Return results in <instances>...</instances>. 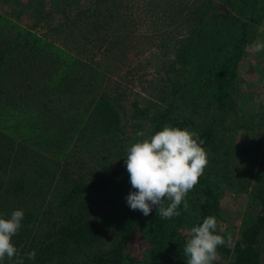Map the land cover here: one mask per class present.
Wrapping results in <instances>:
<instances>
[{
	"label": "trees",
	"instance_id": "obj_1",
	"mask_svg": "<svg viewBox=\"0 0 264 264\" xmlns=\"http://www.w3.org/2000/svg\"><path fill=\"white\" fill-rule=\"evenodd\" d=\"M50 2L55 9L48 7ZM76 2L0 0V218H10L14 210L24 212L22 226L13 237L19 254L0 264H16L21 259L23 264H141L134 239L146 244L149 264H186L178 238L189 219L198 226L204 218L214 216L220 225L217 234L224 236L223 191L210 176V153L217 149V125L228 110L239 66L253 41L250 25L258 20L260 0L247 1L249 9L244 19H234L237 34L225 44V50L220 46L219 53L211 58L212 52L206 47V57L195 58L201 52L185 51L189 62L186 81L177 78L155 117L156 132L165 125L187 129L197 134L207 153L204 173L184 198L187 208L182 203L177 209L179 216L162 219L155 208L144 216L126 204L117 236L98 252H89L101 235L99 219L91 216L89 196L108 177L85 183L70 178L65 167L62 176L67 192L53 208L44 202L46 197L41 202L39 193L33 192L25 162L40 158L64 160L87 127L107 130L119 121L114 104L100 90L103 80L99 69L66 50L55 35L38 30L54 18L55 12L72 10ZM203 5L206 13L198 20L195 34L196 40L208 41L216 34L214 20L223 7L217 0H207ZM28 19L31 24L26 22ZM196 40L192 39L190 45ZM191 193L197 198L191 200ZM168 203L165 200V206ZM263 231L264 213L242 229L233 247L220 246L217 250L231 256L227 264H262L258 243ZM32 251L35 259L27 256Z\"/></svg>",
	"mask_w": 264,
	"mask_h": 264
},
{
	"label": "rangeland",
	"instance_id": "obj_2",
	"mask_svg": "<svg viewBox=\"0 0 264 264\" xmlns=\"http://www.w3.org/2000/svg\"><path fill=\"white\" fill-rule=\"evenodd\" d=\"M247 1L252 0H217L223 10L214 20L216 34L208 41L196 40L195 34L198 20L206 13L203 3L207 0H78L72 10L55 12L54 18L38 29L55 35L66 50L99 69L103 80L100 90L119 115L113 128L84 129L64 160H25L33 192L39 193L41 202L46 197L44 202L53 208L67 192L62 176L65 167L70 178L85 183L108 177L89 196L91 216L101 224V235L89 252L101 251L117 236L129 195L126 149L156 133L155 117L165 98L178 77L182 83L186 81L189 62L185 51L201 52L195 58L206 57V47L212 52L211 58L219 53L220 46L225 50V44L237 34L235 20L244 19L248 12ZM51 2L48 7L55 9ZM26 22L32 23L31 19ZM250 33L253 41L239 66L228 110L218 122V146L209 161L210 176L223 191V232L225 238L231 235L232 247L242 229L264 213V49L257 52L253 47L264 43V0L258 4V20L251 23ZM192 39L196 42L191 46ZM141 131L144 137L137 136ZM38 186L41 190H36ZM191 195V200L197 198ZM193 227L194 221L189 219L180 229V250ZM133 243L141 264H149L146 244L139 239ZM258 248L264 264V231ZM217 251L213 264H227L231 256Z\"/></svg>",
	"mask_w": 264,
	"mask_h": 264
},
{
	"label": "clouds",
	"instance_id": "obj_3",
	"mask_svg": "<svg viewBox=\"0 0 264 264\" xmlns=\"http://www.w3.org/2000/svg\"><path fill=\"white\" fill-rule=\"evenodd\" d=\"M258 52L264 43L253 45ZM143 131L137 136L144 137ZM198 141L197 134L187 129L165 125L150 138L133 143L126 149V170L133 191L126 197L128 207L144 216L157 209L162 219L179 216L178 207L185 196L199 182L208 164L207 153ZM165 200L169 201L165 206ZM23 210H14L10 218H0V261L18 256L13 243L22 226ZM217 218L208 216L191 229L190 239L183 246L186 264H213L218 257V247L232 246V237L217 234ZM222 231V229H221ZM35 259L36 253L27 254ZM16 264H23L17 260Z\"/></svg>",
	"mask_w": 264,
	"mask_h": 264
}]
</instances>
